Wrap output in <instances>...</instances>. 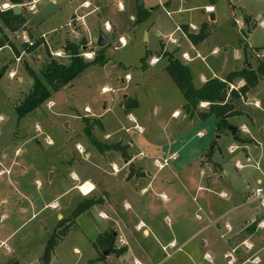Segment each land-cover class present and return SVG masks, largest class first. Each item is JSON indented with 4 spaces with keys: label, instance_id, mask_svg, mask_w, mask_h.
Returning a JSON list of instances; mask_svg holds the SVG:
<instances>
[{
    "label": "rangeland",
    "instance_id": "rangeland-1",
    "mask_svg": "<svg viewBox=\"0 0 264 264\" xmlns=\"http://www.w3.org/2000/svg\"><path fill=\"white\" fill-rule=\"evenodd\" d=\"M82 1L26 0L19 5L22 22L12 21L14 30L0 18V37L8 38L0 48V264H40L55 235L61 238L51 249L50 264H127L128 254L118 253L121 235L140 256L142 250L153 251L158 264H244L251 252L240 242L247 238L258 259L247 264H264L263 220L253 233L242 232L264 210L261 198H250L264 189V146H247L253 157L248 162L245 150L230 147L240 146L229 126H239L241 119L230 118L226 132L219 133L215 116L201 119L186 111V99L166 69L168 59L150 64L164 43L190 67L195 87L204 77L225 78L246 63L256 68L264 59V0H214L212 10L207 8L211 0H91L92 7L81 6ZM168 1L173 3L167 8ZM4 2L1 10L8 9ZM138 4L152 12L140 23L134 21ZM94 8L99 10L90 13ZM75 14L86 17L71 20ZM106 20L115 30L105 29ZM203 22L210 24V34L193 45L180 26ZM101 33L108 38V62L90 65L20 119L16 106L33 86L29 69L40 74L53 58L69 63L65 47L71 43L80 44L91 60L88 56L101 50ZM121 35L127 46L116 49ZM125 95L138 102L129 111ZM256 100L262 108L252 104ZM237 102L254 117L264 141V80ZM238 135L246 136L241 130ZM211 156L227 174L208 163ZM164 159L161 168L157 160ZM237 159L243 169L236 167ZM125 160H131L129 166ZM85 180L97 187L88 196L78 189ZM92 197L97 203L73 220L79 203ZM141 220L157 222L158 241L135 230ZM113 231L118 232L115 250L108 253L97 238ZM174 237L180 243L189 239L184 252L174 254L180 243L162 249ZM194 251L199 260L187 257Z\"/></svg>",
    "mask_w": 264,
    "mask_h": 264
},
{
    "label": "trees",
    "instance_id": "trees-1",
    "mask_svg": "<svg viewBox=\"0 0 264 264\" xmlns=\"http://www.w3.org/2000/svg\"><path fill=\"white\" fill-rule=\"evenodd\" d=\"M25 1L26 0H8L12 5H20L25 3ZM150 13L151 12L144 8L142 4H138V13L135 22L140 23L147 20ZM0 18L11 30H14V23L12 21L15 23L18 22L19 24L22 22L21 12L15 13L13 8H8L6 10L0 9ZM183 31L194 45L199 44L210 34V28L207 23H203L198 32H190L188 26L185 25ZM7 42L8 38L6 36L0 37V48L5 47L8 44ZM80 47V44L74 43L66 45L65 49L70 55V61L67 64L53 58L45 65L40 74L29 69V74L33 79V86L22 102L16 106V111L20 119L35 112L53 93L69 84L74 78L80 76L90 65H104L109 60L105 55L104 48H101L100 52L97 53L93 59L86 60L80 52ZM29 49L32 50L30 47ZM176 52L177 50L170 52L162 49L158 55L168 59L166 69L186 99V111L190 113L191 116H197L201 119L215 116L217 118L218 132H226L230 125L229 118L241 113L240 110L236 109L234 101L239 99L242 95L247 94L251 88L258 85L260 80L264 78V59L258 63L256 68L243 67L242 69L229 72L224 79L218 77L210 78L203 83L201 87H195L190 67L176 56ZM147 57L148 54L143 58V62H145ZM145 65L146 64H144L143 67ZM239 79H244L245 84L238 89L232 88V85ZM126 101H128L125 106L127 111L138 105L137 100L127 99ZM204 102L208 103V108L201 109L199 105ZM87 122H89V120H87ZM86 131L91 137V126L87 125ZM116 147L121 151L125 148V146L119 145H116ZM122 153L125 154V152ZM97 201L95 197H92L86 198L83 202L79 203L72 213V219H76L80 214L89 210ZM256 224L257 220L252 223V227H255ZM66 229L67 226L62 230L63 234ZM60 238L61 236L55 235L48 241V245H50L51 249L58 243ZM115 240L116 237L113 235V232L108 234V236L100 234L97 238L101 247L108 248L107 251L110 252L115 250ZM122 252V249H118V253ZM13 264L20 263L14 261Z\"/></svg>",
    "mask_w": 264,
    "mask_h": 264
},
{
    "label": "crops",
    "instance_id": "crops-1",
    "mask_svg": "<svg viewBox=\"0 0 264 264\" xmlns=\"http://www.w3.org/2000/svg\"><path fill=\"white\" fill-rule=\"evenodd\" d=\"M37 1H40V0H37ZM85 1H87L88 3L87 4H83ZM4 3H8L9 4V7L10 6H12V4H10L9 2H8V0H5V2ZM172 3H173V1H168L166 4H165V6H167V8L168 7H171L172 6ZM213 3H214V0H211V4L210 5H208L207 6V8L208 9H210V8H212L213 7ZM87 5H90V6H88V7H92V3H91V0H83L82 2H81V6H85V7H87ZM119 6H120V8L121 9H123V5H122V3L120 2L119 3ZM8 7V8H9ZM84 8V7H83ZM137 8H138V5H137ZM21 10L22 9H20V12H21ZM97 11V10H99L98 8H94L93 10H91L90 11V13L92 12H94V11ZM137 13H138V10H137ZM151 14H152V12L150 13V16H151ZM77 15L75 14L74 16H73V18L71 19V20H76V19H83L84 20V18L86 17V14H84V15H80V16H78V17H76ZM149 16V17H150ZM137 17V16H136ZM136 17L134 18V21L136 20ZM212 22L214 21V17H212ZM77 21V20H76ZM107 21V20H106ZM105 21V22H106ZM146 21V20H145ZM70 22V21H69ZM68 22V23H69ZM144 22V21H143ZM203 23H207L208 24V26L210 25L208 22H203ZM202 23V24H203ZM201 24V25H202ZM82 25H83V27H84V29H85V25H84V21L82 22ZM185 26H188V29H189V31L190 32H198L199 31V29H200V27H201V25H197V26H195L194 25V27L192 28V27H190V25H188V24H184ZM184 25H181L180 27H181V30H182V32H183V35L184 36H186V34L184 33V31H183V27H184ZM110 26H111V31L114 29V25L112 26L111 24H110ZM210 27V26H209ZM115 30V29H114ZM119 37H122V35L121 36H119ZM118 37V38H119ZM124 37V36H123ZM187 37V36H186ZM188 38V37H187ZM189 39V38H188ZM190 40V39H189ZM176 44L178 43L177 41L175 42ZM193 44V43H192ZM194 45V44H193ZM127 46V45H126ZM162 49H164V43H163V48ZM161 49V50H162ZM160 50V51H161ZM178 51V50H177ZM185 53H187V52H184L183 53V55L185 54ZM157 54H159V53H157ZM176 54V53H175ZM188 54V53H187ZM189 55V54H188ZM177 56V55H176ZM152 57H154V56H152ZM179 57V56H178ZM159 58H161L159 55H157L156 57H155V59H152V61H150V64H153V63H157V62H159ZM163 58H165V57H163ZM180 59H181V57H179ZM185 58H187V57H185ZM187 59H189V58H187ZM190 59H192V58H190ZM182 60V59H181ZM182 62H183V60H182ZM188 62V61H187ZM184 63V62H183ZM247 64V63H246ZM245 67V66H244ZM242 69V68H241ZM234 71V70H233ZM128 77H129V75H127ZM221 79H224V77L223 78H221ZM208 79L206 78V77H204V80H203V83H205L206 81H207ZM261 80H264V78H262ZM260 80V81H261ZM239 83V85L237 86L236 84H238ZM260 83V82H259ZM245 84V80L244 79H239V80H236V82H235V84H233V86H234V88H236V89H238L239 87H241L242 85H244ZM257 86V85H256ZM254 88V87H253ZM250 92V91H249ZM249 92L247 93V94H245V95H242L239 99H237L238 101L242 98H245L246 96H249ZM129 97L130 96H128V95H125V98L127 99H129ZM237 100H235L234 101V103H235V107H236V109H238V110H240L241 111V113L240 114H238V115H235V116H233V117H237L238 116V118L239 119H241V122H240V125L238 126V124L237 125H235L237 128H238V131H240L241 130V132H243L246 136H241L242 138H244L245 140H246V143L245 144H242V143H240L239 142V144H240V146H238V145H236V144H232L230 147H232L234 150L235 149H243V150H245L246 151V160L248 161V162H251L252 160H253V157H252V155L251 154H249V152H248V148H247V146H254V147H260V148H262V146H264V141H263V139L259 136V134L257 133V131L255 130V125H256V120L254 119V117L249 113V112H247V111H245V110H243L242 108L240 109L239 107H238V102H237ZM206 103V104H205ZM207 102H204L203 103V105H204V107H206L207 106ZM252 104H254L255 105V107H258V108H262V103L259 101V100H256V101H254V102H252ZM105 107H107V103H106V106ZM179 112L178 111H175V114H178ZM185 117H186V115H185ZM233 117H230V118H233ZM229 118V119H230ZM242 119H244L245 121H242ZM136 137H137V135H135ZM233 136V135H232ZM233 139H234V136H233ZM236 141V140H235ZM149 147L148 146H145V149H148ZM132 160V159H131ZM131 160H125V162H126V164L128 165L129 164V162L131 161ZM208 163L210 164V165H213L214 167H215V169L216 170H218V171H220V169L222 170V171H224V174H227L228 172L227 171H225V168H224V166H223V164H222V162L221 161H216V160H214L213 159V157L211 156L210 158H209V160H208ZM257 163H259V161L257 162ZM129 166V165H128ZM245 165H243V164H241V162H240V160L239 159H237V161H236V167L238 168V169H243V167H244ZM114 167H116L115 168V171H117L118 169V167H117V165L115 164L114 165ZM258 169H259V167H258V165L256 166ZM202 173H203V171H202ZM263 173H264V171H263ZM128 176H129V174H128ZM131 176V175H130ZM135 176V175H134ZM134 176H132V177H134ZM128 178H130V177H128ZM153 179H155L154 177H153ZM85 181H90V182H92L91 180H85ZM152 182V181H151ZM209 182H212L211 181V179H210V181ZM93 183V182H92ZM258 183H260V184H262L263 183V180L261 179V178H258ZM97 188V187H96ZM148 188H149V186H147V187H143V189H142V191H141V193H143V192H145V191H147L148 190ZM259 188H262V187H259ZM202 189V187L201 186H199L198 188H197V190H201ZM250 198L251 199H257V197H254L253 195H251L250 196ZM263 198H264V189H263ZM261 205H262V207L264 208V205L262 204V202H261ZM103 216H106L105 214L106 213H104V212H102L101 213ZM198 217V216H197ZM254 220L255 219H252V220H249V221H247V224H250L246 229L244 228L243 230H242V232H244V231H247L248 233H253L255 230H257V228H256V225L258 224V222H260L261 220H263V224H264V210L261 212V215H260V217H259V219H257V224L255 225V228L254 227H252V223L254 222ZM256 221V220H255ZM218 225H220V224H218ZM180 226V225H179ZM263 226H259L258 228H262ZM134 228H135V230L137 231V232H139V231H142L143 232V235L144 236H146L147 238H149V237H152L154 240H156V241H158V239L160 238V233H161V229H160V227L158 226V224H157V222L156 223H146V221H144V220H141V221H139V223L138 224H136L135 226H134ZM226 228L229 230V231H233L234 230V227L232 226V224H230L229 222H227L226 223ZM114 232H116V231H114ZM239 234H241V233H237L235 236H238ZM116 236H118V232H116ZM120 239L122 240V242H123V246H122V250H123V253L124 254H128V259H127V264H134V260H137V261H140V262H142V264H145V262H154V264H158L157 262H155V253L153 252V251H148V250H146V251H144V250H142L145 254H146V258L144 257V255L141 253V256L136 252V246H134V245H131L132 243H130V240L129 239H127L126 237H122V235H121V237H120ZM188 240L189 239H186V240H184V241H186V242H184V241H182L181 243L179 242V240L177 241L176 240V238L174 237V238H172L168 243H165L164 244V246H162L163 248L162 249H164V250H166L167 248H171V247H176V246H178L179 245V243L181 244L180 245V247L178 248V249H176L175 251H174V254H177V253H181V252H184V248H185V244L186 243H188ZM206 241H204L203 243L204 244H206L205 243ZM135 243V242H134ZM175 245V246H174ZM240 245H245L246 246V248H247V251L246 252H251L250 253V255H248V256H246L244 259H243V263L244 264H247V263H249V261L250 260H254L255 259V262H258V259H257V252H253V249H254V246H253V244L252 243H250L249 241H248V239L247 238H245V239H243L241 242H240ZM138 249H141L140 248V246H138ZM242 253H244V251L242 252ZM188 258H190V259H197V260H199L200 259V257H201V255L199 256V255H197V251H194V253H191V255H188L187 256ZM230 260H232V257L231 256H229L228 257V261H230ZM205 264H208V263H205ZM257 264V263H256Z\"/></svg>",
    "mask_w": 264,
    "mask_h": 264
},
{
    "label": "built area",
    "instance_id": "built-area-1",
    "mask_svg": "<svg viewBox=\"0 0 264 264\" xmlns=\"http://www.w3.org/2000/svg\"><path fill=\"white\" fill-rule=\"evenodd\" d=\"M14 6L15 5H12V6H10V8H13ZM105 29L107 31H111V26H110V23L108 21L105 22ZM173 41H174V43L176 42V40H173ZM118 43H119V46H116L115 47L116 49L119 47H125L127 45V40L125 37L122 36V37L118 38ZM88 55H91V54L89 53ZM83 56H85V54H83ZM184 56L189 58V55L187 53H185ZM88 57L90 59L94 58V57H92V55L88 56ZM232 88H234L233 85H232ZM103 90H104V92H112V93L116 92V89H114L112 87H104ZM201 104L203 105V103H201ZM136 127H138V125H136ZM157 164L162 168L167 164V159H164L163 163L157 160ZM78 189L82 195L88 196L89 194L93 193L96 190V186L94 183H92L90 181H84L78 186ZM253 196L257 197V198H261L262 204L264 205L263 188H257L255 191V194ZM134 264H142V262L134 260Z\"/></svg>",
    "mask_w": 264,
    "mask_h": 264
},
{
    "label": "water",
    "instance_id": "water-1",
    "mask_svg": "<svg viewBox=\"0 0 264 264\" xmlns=\"http://www.w3.org/2000/svg\"><path fill=\"white\" fill-rule=\"evenodd\" d=\"M13 9H14L15 13H19L21 7L19 5H15L13 7ZM97 44L100 48H104L108 44V38L106 37V35L104 33L100 34V37H99ZM245 67H249V64L248 63L245 64ZM105 106H106V103H105ZM229 130L232 133V135L234 136V140H236L237 142H240L242 144L246 143V140L244 138H242L240 135H238V128L236 126H232V125L229 126ZM219 139H220V137L218 136L216 139V142H218ZM209 181H210V179H209ZM13 263H14V261L11 260L8 264H13ZM50 263H51V247H50V245H47L42 258L40 259V264H50Z\"/></svg>",
    "mask_w": 264,
    "mask_h": 264
},
{
    "label": "bare ground",
    "instance_id": "bare-ground-1",
    "mask_svg": "<svg viewBox=\"0 0 264 264\" xmlns=\"http://www.w3.org/2000/svg\"><path fill=\"white\" fill-rule=\"evenodd\" d=\"M4 7L8 8L9 7V4L8 3H5L4 4ZM209 10H212V8H210ZM180 113V112H179Z\"/></svg>",
    "mask_w": 264,
    "mask_h": 264
},
{
    "label": "flooded vegetation",
    "instance_id": "flooded-vegetation-1",
    "mask_svg": "<svg viewBox=\"0 0 264 264\" xmlns=\"http://www.w3.org/2000/svg\"><path fill=\"white\" fill-rule=\"evenodd\" d=\"M113 235H114L115 237H117V236H116V232H114V231H113ZM106 251H107V250H106ZM107 252L109 253L110 251H107Z\"/></svg>",
    "mask_w": 264,
    "mask_h": 264
}]
</instances>
